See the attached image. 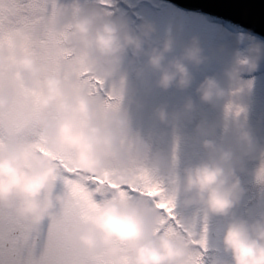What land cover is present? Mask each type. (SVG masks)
Listing matches in <instances>:
<instances>
[{
	"label": "rangeland",
	"instance_id": "374dc122",
	"mask_svg": "<svg viewBox=\"0 0 264 264\" xmlns=\"http://www.w3.org/2000/svg\"><path fill=\"white\" fill-rule=\"evenodd\" d=\"M0 153L3 252L264 264V41L166 0H0Z\"/></svg>",
	"mask_w": 264,
	"mask_h": 264
},
{
	"label": "water",
	"instance_id": "95a60500",
	"mask_svg": "<svg viewBox=\"0 0 264 264\" xmlns=\"http://www.w3.org/2000/svg\"><path fill=\"white\" fill-rule=\"evenodd\" d=\"M186 9L210 14L217 21L233 20L264 38V0H167Z\"/></svg>",
	"mask_w": 264,
	"mask_h": 264
},
{
	"label": "flooded vegetation",
	"instance_id": "af4514ba",
	"mask_svg": "<svg viewBox=\"0 0 264 264\" xmlns=\"http://www.w3.org/2000/svg\"><path fill=\"white\" fill-rule=\"evenodd\" d=\"M14 164H16V163L14 162ZM12 165L13 164L10 163L9 166H12ZM28 175H29V178L27 177V180L32 181L33 174L28 173L27 176ZM3 197L8 199V202L11 204V206L16 205V207H13V208H17V204H18L17 200L18 199L16 197L15 198L13 196H9V197L3 196ZM3 197H0V202L3 201ZM25 202H26V206L29 209L30 208V200L27 197H25ZM68 234L76 236L77 235V229L73 225L68 226ZM12 235L13 234L10 232L6 233L5 238L8 240L11 239V243L5 242V244H6L5 248L6 249L4 252L0 249V264H35L34 258L35 257L37 258L36 254H38V252H36V250H38L37 248H38V245H40V244L37 242H31V241H29L28 238H27L25 244H22L21 242L14 240L12 238ZM227 246H229V245H227ZM0 247H1V245H0ZM74 247H77L76 250H74V251L75 252L77 251L78 255L80 256V253H81L80 248L81 247L78 244H74ZM56 251H57L56 252L57 256H62V257L65 256V254H63V253L60 254V251H62V250L58 249ZM52 253L53 252L49 253V255ZM47 257H48V255H47ZM36 264H49V261L47 258L44 259L43 257H41L40 260H37Z\"/></svg>",
	"mask_w": 264,
	"mask_h": 264
}]
</instances>
